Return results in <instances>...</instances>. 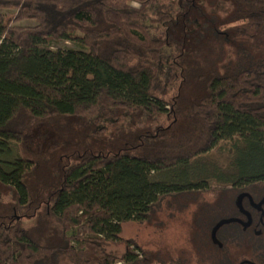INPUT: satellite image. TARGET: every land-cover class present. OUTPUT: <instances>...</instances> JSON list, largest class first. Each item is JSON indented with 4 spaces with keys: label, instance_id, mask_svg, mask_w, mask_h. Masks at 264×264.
<instances>
[{
    "label": "trees",
    "instance_id": "16d2710c",
    "mask_svg": "<svg viewBox=\"0 0 264 264\" xmlns=\"http://www.w3.org/2000/svg\"><path fill=\"white\" fill-rule=\"evenodd\" d=\"M207 2L0 0V264H116L166 196L264 183V0Z\"/></svg>",
    "mask_w": 264,
    "mask_h": 264
},
{
    "label": "rangeland",
    "instance_id": "374dc122",
    "mask_svg": "<svg viewBox=\"0 0 264 264\" xmlns=\"http://www.w3.org/2000/svg\"><path fill=\"white\" fill-rule=\"evenodd\" d=\"M20 1L13 0L8 12H15ZM225 9H228L227 5L223 6L221 11ZM214 12L215 7H210L206 13L208 16H215L212 15ZM24 24L30 25L34 22ZM71 46L70 42L57 45L58 48ZM74 123H79L78 132L82 131L85 134L86 128L77 120H74ZM68 126L65 133L69 140L62 138L59 130L52 126L36 130L31 136V142L44 147L53 142H64V146H69L84 138L70 137L75 124ZM215 161L223 163L224 156ZM213 187L207 191H185L168 195L153 205L145 221L123 223L121 240L110 242L107 247L109 251H114L119 256L116 264L127 262L126 256L121 258L128 251L124 243L126 240L134 241L139 246L140 249L135 244L129 247L136 254V259L141 260L138 264H156L154 260L161 264H170L171 260H178L181 264H240L245 260L263 264L264 245L259 247L260 241L253 237L252 232L242 233L235 223L224 225L217 234L218 239L224 243L223 249L213 242L211 233L219 221L241 217L236 204L240 189L222 188L218 185ZM262 240L264 244V235ZM148 254L155 259L149 258ZM60 264L69 263L66 258H62Z\"/></svg>",
    "mask_w": 264,
    "mask_h": 264
},
{
    "label": "flooded vegetation",
    "instance_id": "af4514ba",
    "mask_svg": "<svg viewBox=\"0 0 264 264\" xmlns=\"http://www.w3.org/2000/svg\"><path fill=\"white\" fill-rule=\"evenodd\" d=\"M247 194L243 197L242 205L245 211H247L251 216L250 224L245 226V223H248L249 217L245 213H241V217L237 218L241 222L236 224L242 233L246 234V232H252L253 237L260 241V245L263 244L262 237L264 235V204L262 208H258L256 204L264 197V183L253 184L249 191L247 190H239V194ZM244 223V224H243ZM221 229V228H220ZM218 230V232L220 231ZM217 232V234H218ZM218 238V237H217ZM221 245H217L220 249H223V242L218 239ZM263 247V246H262ZM244 264H252L251 261H244ZM242 263V262H240ZM264 264V263H263Z\"/></svg>",
    "mask_w": 264,
    "mask_h": 264
},
{
    "label": "water",
    "instance_id": "95a60500",
    "mask_svg": "<svg viewBox=\"0 0 264 264\" xmlns=\"http://www.w3.org/2000/svg\"><path fill=\"white\" fill-rule=\"evenodd\" d=\"M247 195V194H241L239 195L238 199H237V206L240 210L241 213H245L248 217H249V221L248 223H245V226L249 225L250 224V221H251V216L250 214L245 211V209L243 208V205H242V200H243V197ZM264 204V197L256 204V206L258 208H262V205ZM240 223L241 221L237 218H232V219H224V220H221L219 221L213 228L212 230V233H211V236H212V240L215 244H218V245H221V243L219 242L218 238H217V232L218 230L223 227L224 225H227L229 223ZM244 224V223H243ZM245 262H242L240 264H244ZM254 264V263H252Z\"/></svg>",
    "mask_w": 264,
    "mask_h": 264
}]
</instances>
